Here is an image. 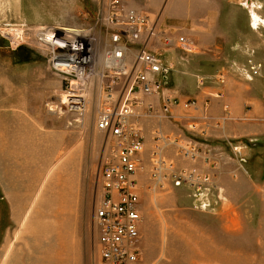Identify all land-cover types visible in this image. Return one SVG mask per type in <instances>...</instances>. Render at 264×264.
<instances>
[{
    "label": "rangeland",
    "instance_id": "obj_1",
    "mask_svg": "<svg viewBox=\"0 0 264 264\" xmlns=\"http://www.w3.org/2000/svg\"><path fill=\"white\" fill-rule=\"evenodd\" d=\"M123 1L128 5V0ZM248 1L241 3L248 5ZM23 2L22 11V0H0V264H95L94 215L101 196V166L110 151L107 135L96 127L104 96L91 93L81 124H70L68 115H51L48 105L61 103L63 79L51 70L47 48L34 33L54 25L94 27L104 0ZM253 2L248 6L251 15L255 14ZM32 4L46 11H33ZM23 28L31 35L25 44L16 40ZM177 36L183 35L175 32ZM159 46L164 58L165 52L174 53L173 61L166 58L173 67L166 88L175 93L176 69L181 66L176 58L180 61L193 49L184 52ZM251 64L247 76L255 80ZM222 78L216 76L215 81L224 85ZM213 80L200 77L197 89ZM186 87L187 93L191 86ZM114 91L122 93L119 82ZM187 131L188 138H182L185 144H196L201 154L211 151L203 145L207 141L193 142L199 138L192 134L207 138L206 132ZM155 142L154 138V146ZM227 145L228 154L219 147L212 150L213 156L204 155L207 163L201 158L213 178L232 182L231 195L221 194L215 211L213 205L205 207L187 192L202 190L168 186L149 193L142 189L140 264H264V134L231 139ZM153 152L154 148L150 157ZM139 183L149 184L148 169ZM216 183L205 185L203 191L218 192Z\"/></svg>",
    "mask_w": 264,
    "mask_h": 264
},
{
    "label": "built area",
    "instance_id": "obj_2",
    "mask_svg": "<svg viewBox=\"0 0 264 264\" xmlns=\"http://www.w3.org/2000/svg\"><path fill=\"white\" fill-rule=\"evenodd\" d=\"M102 5L103 12L94 27H42L35 31L34 38L47 48L50 68L62 77L67 97L65 103L49 104L55 108L54 111L49 108V113L68 115L70 124H81L91 93L104 96L96 115V127L107 135L110 151L101 166V196L94 215L95 264H140L142 189L157 193L168 186H184L203 191L205 185L214 186L215 178L197 167L178 166L167 159L164 155L170 147L184 161H196L201 152L196 144H185L182 137L169 135L161 127L153 132L157 144L148 166L143 160L144 122L154 118L159 123L173 120L175 107L187 111L199 108L196 100L182 103L165 93L171 67L159 53V44L165 49L191 52V42L184 36L175 38V32L163 28L158 18L129 7L123 0H104ZM28 31L26 28L19 32V43L25 44L30 39ZM80 49L84 50L81 56ZM261 66L257 63L249 66L254 78L262 76ZM108 80L112 81L110 85L105 84ZM117 82L122 91L119 94L114 91ZM158 96H161L159 105L149 100ZM204 111L206 114L207 103ZM189 129L196 130L197 125L191 123ZM146 166L149 184L141 186L138 175Z\"/></svg>",
    "mask_w": 264,
    "mask_h": 264
},
{
    "label": "crops",
    "instance_id": "obj_3",
    "mask_svg": "<svg viewBox=\"0 0 264 264\" xmlns=\"http://www.w3.org/2000/svg\"><path fill=\"white\" fill-rule=\"evenodd\" d=\"M23 1L21 3L22 11L24 10ZM241 1L128 0L129 7L146 13L152 18H158L163 28L187 36L193 45L191 55L181 56L180 61L179 58H176L177 63L181 66L176 69L175 93L171 92L169 88L165 93L173 94L182 103L194 98L198 101L199 108L187 111L182 107H175L172 109L173 120L159 123L158 119L156 121L154 118L150 122H144L145 152L143 157L145 165L148 166L150 153L154 148L153 131L158 127L170 135L184 138L189 133L187 130L191 123H195L197 132L200 135L203 131L206 132L207 138L192 134L195 138H199L193 142L200 145L208 142L203 144L206 148H211V151L205 153L207 156H213L214 151L212 150H219V147H222L220 150L224 152L228 151L229 147L226 146V142L231 139L263 136L264 123L261 120L264 107V78L249 80L247 66L251 62L262 63L264 66V22H262L264 21V0H249L248 5ZM251 1H255L253 2L254 15H251V11L248 10ZM35 9L36 11H46L38 8L36 4H32V10ZM165 54L169 60L173 59L174 53L165 52ZM171 75H173L172 72ZM221 75L225 76L224 79L222 78L225 82L224 85H219L215 81V77ZM262 75L264 76V68ZM180 76H182L181 79ZM187 77L190 78L189 81H187ZM200 77L214 79V83L197 89L199 87L197 79ZM238 77L241 78L238 79ZM187 85L191 87L186 93ZM149 100L159 105L161 96L152 97ZM207 102L208 110L205 114L204 105ZM225 109L229 110V115ZM225 116L229 119L226 120ZM238 149L242 151V146L239 145ZM205 154H201L196 161H184L177 156L175 148L170 147L165 157L177 162L178 166L197 167L208 173L207 165L201 159L204 158L205 162ZM147 166L138 175V179L144 176ZM216 177L215 175L217 181L215 189L219 190L218 192L214 190L209 194L205 191L199 194H190L187 190L189 196H195L194 199L200 200L203 206L213 205V211L216 209L215 205L217 206V200L221 194L223 196L231 195L232 185L230 178L221 181L219 177ZM177 188L173 187L172 189ZM180 189L186 190L187 188ZM211 196L214 198H212V203ZM142 228L143 222L141 236Z\"/></svg>",
    "mask_w": 264,
    "mask_h": 264
},
{
    "label": "bare ground",
    "instance_id": "obj_4",
    "mask_svg": "<svg viewBox=\"0 0 264 264\" xmlns=\"http://www.w3.org/2000/svg\"><path fill=\"white\" fill-rule=\"evenodd\" d=\"M65 29H67V30H69V31H71L70 29H68V28H65ZM25 31V29L23 28V29H20L19 31H18V34H19V32L20 31ZM17 38L19 39V36H17ZM17 40V39H16ZM14 41V40H13ZM84 50L83 49H80V56L82 55V52H83ZM76 54L77 53H74V57L76 58ZM78 60H80V58H78ZM69 61L70 62H72V61H74V59H69ZM61 62H65V61H61ZM257 64H258V62H257ZM260 65H262L261 66V75L263 74V68H264V66H263V64L262 63H259ZM263 76V75H262ZM61 101L63 102V103H65L66 101H67V97H66V95L65 94H62V96H61ZM90 102V101H89ZM91 103V102H90ZM89 103V104H90ZM50 108V111H54L55 110V108L54 107H49L48 106V109ZM49 111V112H50ZM88 111V110H87ZM51 115H53V114H51Z\"/></svg>",
    "mask_w": 264,
    "mask_h": 264
}]
</instances>
